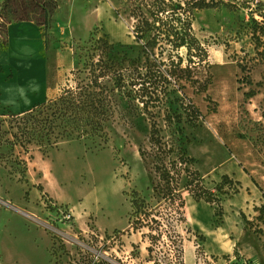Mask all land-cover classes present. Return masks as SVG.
Masks as SVG:
<instances>
[{
	"label": "rangeland",
	"instance_id": "374dc122",
	"mask_svg": "<svg viewBox=\"0 0 264 264\" xmlns=\"http://www.w3.org/2000/svg\"><path fill=\"white\" fill-rule=\"evenodd\" d=\"M4 1L0 0V264H70L86 250L124 264H149L144 238L148 231L132 229L131 202L136 192L156 204L155 178L138 149L148 148L152 120L168 138L162 111L150 109L154 118L142 111H121L106 125L105 142L63 141L45 152L34 145L27 150L10 145L5 141L12 137L2 135L10 114L54 97L71 72L83 71L84 64L96 61L101 51L106 58L144 62L127 0H57L48 30L38 27L42 49L49 55L47 80L38 87L34 75L23 69L21 91L7 104L1 101L3 85L16 69L4 65L2 58L8 27L17 22L1 17ZM208 1L214 5L195 11L192 24L208 54L207 63L195 73L201 82L208 80L207 90L196 93L189 83L170 84L168 95L160 94L164 100L160 109L179 117L187 154L195 158L194 168L206 188L216 193L222 175L241 188L234 194L223 186L228 194L221 196L218 217L215 205L194 202L181 189L186 200V223L177 227L183 238L182 260L183 264H264V229L254 211L264 202V49L255 48L245 10L222 8L221 0ZM97 47L100 51L93 50ZM179 54L184 57L185 50ZM10 59L15 67L27 61L22 49ZM158 59L165 62L166 55ZM249 90L255 95L246 98ZM24 100L31 102L26 109L19 107ZM238 171L246 182L239 180ZM242 184L248 187L243 189ZM159 249L167 251L163 244Z\"/></svg>",
	"mask_w": 264,
	"mask_h": 264
},
{
	"label": "trees",
	"instance_id": "16d2710c",
	"mask_svg": "<svg viewBox=\"0 0 264 264\" xmlns=\"http://www.w3.org/2000/svg\"><path fill=\"white\" fill-rule=\"evenodd\" d=\"M20 1L5 0L1 17H11L17 23L33 22L46 32L58 8V1ZM126 3L134 21L133 35L136 42L142 44L144 62L125 57L120 60L106 58L101 51L96 61L84 64L83 71L71 72L70 78L54 97L30 110L10 114L8 129L2 135L12 137L5 143L18 144L23 150L34 145L41 152L63 141L94 142L97 138L105 142L106 125L114 120L117 113L139 114L142 111L154 118L156 115L149 110L158 108L165 115L169 136L163 137L152 120L148 148L138 149L147 171L155 178L153 196L156 204L151 205L138 193H133L131 227L134 231H148L144 238L148 241L149 264H183V238L177 230L178 226L186 223V200L181 189L194 202L215 205L219 211L214 215L218 217L222 212L221 196L228 194L223 186L231 187L234 194L241 188L239 182H234L228 175L221 176L222 183L216 185V193L206 188L199 171L194 168L195 158L187 154L185 138L178 127L181 123L179 117L160 109V105L164 104L160 94L168 95L170 84L176 86L179 82H186L196 89V93L206 92L208 80L201 82L196 79L195 73L207 63L208 54L195 35L192 24L195 11L211 8L214 4L208 0H127ZM221 7L245 10L250 18L249 31L255 48L264 49V0H221ZM29 14L32 16L29 17ZM109 49L112 47L109 46ZM181 49L185 50L184 57L179 54ZM93 50L100 51V47ZM164 55L165 62L158 59V56ZM83 73H86L84 77ZM246 84L250 85V80ZM244 95L251 98L255 92L249 90ZM188 106L200 115L190 102ZM186 142L189 144L188 139ZM37 189L42 192L40 187ZM261 193L264 200V193ZM254 211L258 213L256 221L264 229V202ZM162 244L167 251L159 249ZM70 264L124 263L95 256L86 250L79 251L77 258H71Z\"/></svg>",
	"mask_w": 264,
	"mask_h": 264
},
{
	"label": "crops",
	"instance_id": "0c3cea01",
	"mask_svg": "<svg viewBox=\"0 0 264 264\" xmlns=\"http://www.w3.org/2000/svg\"><path fill=\"white\" fill-rule=\"evenodd\" d=\"M41 34L42 31L31 22H18L9 25L8 45L7 49L4 51L2 63L4 65H8L9 67H11V69L15 68L18 73V79L16 81V78L13 77L9 82L4 83L3 96L1 98L3 104L10 103L16 99L17 93L21 91L19 76L21 75L22 77L25 70L26 73L29 71L34 75V82L36 84L38 83V87H42L43 84H45L49 68V55H47V53H45L42 49ZM16 49H22V51L25 52L27 61L26 63L21 62V64H18L15 67L13 61L10 59V56ZM51 55L55 56L54 48H52ZM66 63H70V60L68 58L66 59ZM22 78L24 79V76ZM14 82L16 83L13 84ZM30 103V100H24L20 103L19 107L26 109V107L29 106ZM239 173L242 174L240 171H238L239 180L246 182L247 180L244 179V176H241ZM243 186V189L248 187L247 185Z\"/></svg>",
	"mask_w": 264,
	"mask_h": 264
},
{
	"label": "bare ground",
	"instance_id": "6f19581e",
	"mask_svg": "<svg viewBox=\"0 0 264 264\" xmlns=\"http://www.w3.org/2000/svg\"><path fill=\"white\" fill-rule=\"evenodd\" d=\"M17 77H18V73L17 71L15 72V75H14V78H16V81H17ZM16 82H14L13 84H15Z\"/></svg>",
	"mask_w": 264,
	"mask_h": 264
}]
</instances>
